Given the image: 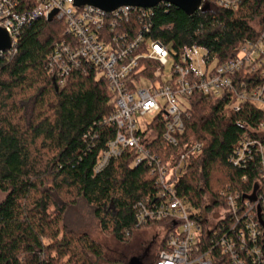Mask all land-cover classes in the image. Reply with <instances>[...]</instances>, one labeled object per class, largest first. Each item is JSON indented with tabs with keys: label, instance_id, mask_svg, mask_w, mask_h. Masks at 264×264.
<instances>
[{
	"label": "trees",
	"instance_id": "obj_1",
	"mask_svg": "<svg viewBox=\"0 0 264 264\" xmlns=\"http://www.w3.org/2000/svg\"><path fill=\"white\" fill-rule=\"evenodd\" d=\"M149 23L150 36L174 50L197 45L226 62L264 30V0H242L236 11L205 0L192 16L161 4ZM65 28L54 19L34 20L22 27L14 50L0 56V264H129L119 246L109 250L101 239L126 245L135 230L154 225L138 226L134 209L155 192L145 164L133 168L126 152L94 174L115 134L104 124L114 111L106 80L88 67L86 74L73 71L60 88L47 72ZM191 102L178 146L164 153L162 130L154 144L162 155L203 144L176 189L200 216L214 218L226 208L225 195L249 189L256 178L254 167L238 169L229 159L245 135L264 141V113L250 104L231 112L200 94ZM157 224L169 229L161 250L174 223Z\"/></svg>",
	"mask_w": 264,
	"mask_h": 264
},
{
	"label": "built area",
	"instance_id": "obj_2",
	"mask_svg": "<svg viewBox=\"0 0 264 264\" xmlns=\"http://www.w3.org/2000/svg\"><path fill=\"white\" fill-rule=\"evenodd\" d=\"M74 1L0 0V23L13 35L8 53L24 25L49 20L56 12L52 19L66 28L47 58L48 74L58 79L60 88L73 71L86 74L88 67L106 80L114 111L104 124L115 134L100 153L94 174L126 152L132 154L133 168L148 167L155 192L135 205L137 224L174 223L153 264H264V141L245 135L233 150L229 162L238 169L254 167L256 178L249 189L225 195L226 208L217 210L212 226L176 189L190 156L200 155L203 144L169 155L160 154L154 144L162 130V151L178 146L196 94L231 112L250 104L264 113V30L256 39H245L236 56L220 62L205 47L186 45L176 51L153 39L149 21L156 7H121L108 13L77 8ZM213 2L236 11L242 0ZM260 128L264 130V121Z\"/></svg>",
	"mask_w": 264,
	"mask_h": 264
},
{
	"label": "water",
	"instance_id": "obj_3",
	"mask_svg": "<svg viewBox=\"0 0 264 264\" xmlns=\"http://www.w3.org/2000/svg\"><path fill=\"white\" fill-rule=\"evenodd\" d=\"M205 0H75L74 6L83 8L85 6L99 8L105 12H113L121 7L155 8L161 3H169L176 9L181 10L187 16H192L200 11ZM56 12H53L49 21ZM13 47V35L0 23V54L8 53ZM129 264H143L139 258H131Z\"/></svg>",
	"mask_w": 264,
	"mask_h": 264
},
{
	"label": "rangeland",
	"instance_id": "obj_4",
	"mask_svg": "<svg viewBox=\"0 0 264 264\" xmlns=\"http://www.w3.org/2000/svg\"><path fill=\"white\" fill-rule=\"evenodd\" d=\"M172 64H169L166 68L167 72H170ZM150 120V118H147ZM4 197L3 194L0 193V200ZM82 211V210H81ZM83 212V211H82ZM218 213V212H217ZM214 215H210L207 213L203 214L204 219H208V223L210 226L214 225L216 219L213 218ZM81 218V217H80ZM169 229L165 226L160 225H152L149 227H145L142 229H137L134 231L130 241L126 245H119L113 238L107 237L102 238L105 246L109 250H113L118 248V246L123 250V260L125 261L130 257L131 258H139L140 260H144L147 263L152 262L156 253L159 250V245L162 241L167 237ZM121 253V254H122ZM107 256L111 257V252H107Z\"/></svg>",
	"mask_w": 264,
	"mask_h": 264
}]
</instances>
